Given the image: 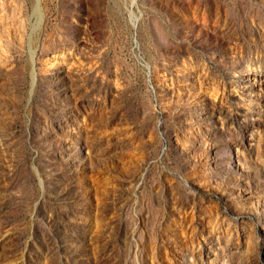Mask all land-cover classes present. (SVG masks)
Listing matches in <instances>:
<instances>
[{
	"label": "rangeland",
	"instance_id": "374dc122",
	"mask_svg": "<svg viewBox=\"0 0 264 264\" xmlns=\"http://www.w3.org/2000/svg\"><path fill=\"white\" fill-rule=\"evenodd\" d=\"M0 264H264V0H0Z\"/></svg>",
	"mask_w": 264,
	"mask_h": 264
},
{
	"label": "bare ground",
	"instance_id": "6f19581e",
	"mask_svg": "<svg viewBox=\"0 0 264 264\" xmlns=\"http://www.w3.org/2000/svg\"><path fill=\"white\" fill-rule=\"evenodd\" d=\"M35 12V11H34ZM37 13V12H36ZM35 15V14H34ZM33 62V61H32ZM34 81V80H33Z\"/></svg>",
	"mask_w": 264,
	"mask_h": 264
}]
</instances>
